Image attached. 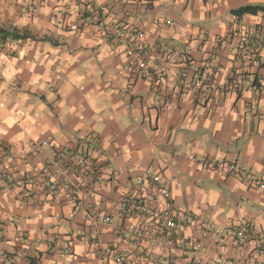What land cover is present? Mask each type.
I'll use <instances>...</instances> for the list:
<instances>
[{"label":"clouds","instance_id":"obj_1","mask_svg":"<svg viewBox=\"0 0 264 264\" xmlns=\"http://www.w3.org/2000/svg\"><path fill=\"white\" fill-rule=\"evenodd\" d=\"M0 264H264V0H0Z\"/></svg>","mask_w":264,"mask_h":264}]
</instances>
